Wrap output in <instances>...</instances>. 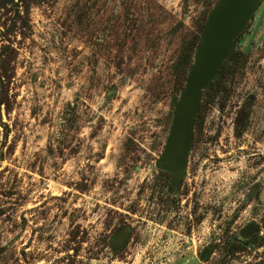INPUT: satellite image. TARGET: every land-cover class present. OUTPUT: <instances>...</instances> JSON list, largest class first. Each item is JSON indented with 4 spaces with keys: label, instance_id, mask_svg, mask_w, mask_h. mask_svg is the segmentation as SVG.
Listing matches in <instances>:
<instances>
[{
    "label": "rangeland",
    "instance_id": "obj_1",
    "mask_svg": "<svg viewBox=\"0 0 264 264\" xmlns=\"http://www.w3.org/2000/svg\"><path fill=\"white\" fill-rule=\"evenodd\" d=\"M215 2L0 0V264H264L237 249L249 222L264 237V1L178 192L157 165Z\"/></svg>",
    "mask_w": 264,
    "mask_h": 264
},
{
    "label": "water",
    "instance_id": "obj_2",
    "mask_svg": "<svg viewBox=\"0 0 264 264\" xmlns=\"http://www.w3.org/2000/svg\"><path fill=\"white\" fill-rule=\"evenodd\" d=\"M261 0H216L207 13L193 61L184 86L174 102L171 124L158 158L159 166L171 175L176 189L187 170L194 121L199 110L203 90L219 72L223 61L233 49L235 38L245 28ZM127 230L120 233L122 243Z\"/></svg>",
    "mask_w": 264,
    "mask_h": 264
},
{
    "label": "trees",
    "instance_id": "obj_3",
    "mask_svg": "<svg viewBox=\"0 0 264 264\" xmlns=\"http://www.w3.org/2000/svg\"><path fill=\"white\" fill-rule=\"evenodd\" d=\"M203 26L204 25L201 26L200 33L202 31ZM200 33L196 35L193 38V40L184 48L183 53L177 60V63L175 66L177 70V81L175 84L176 96L174 100H177V97L180 94L184 86L188 69L193 61V55H194L195 49L200 39ZM235 41L236 39L234 40L233 49L231 53L223 61L219 72L217 73L215 78L212 80V82L209 84V86H207L203 90L201 101L199 104V110L197 112V115L194 121V130H195V125L198 122V117L200 116L202 108L206 105L208 96L211 95L210 93L218 92L224 89V86L222 84L224 82V77H225L226 71L229 68V65L231 68L229 74H233L236 71L235 70L237 68L236 63L239 61V56L234 50ZM193 138H194V131H193ZM190 147H192V143ZM241 237L242 239H240L237 244L238 245L237 249H240V250H244L245 248H248L251 246H260L264 242V237L259 234L258 226L255 222H250L241 229ZM233 251H236V250H233ZM233 251L230 253L231 257L233 255L232 254ZM208 252L209 250L207 249L205 254H208Z\"/></svg>",
    "mask_w": 264,
    "mask_h": 264
},
{
    "label": "flooded vegetation",
    "instance_id": "obj_4",
    "mask_svg": "<svg viewBox=\"0 0 264 264\" xmlns=\"http://www.w3.org/2000/svg\"><path fill=\"white\" fill-rule=\"evenodd\" d=\"M261 1H264V0H261ZM261 3V2H260ZM260 5V4H259ZM259 7V6H258ZM257 10V9H256ZM255 10V11H256ZM252 16V15H251ZM251 18V17H250ZM249 21V20H248ZM244 30V29H243ZM243 30H242V32H243ZM241 32V33H242ZM240 33V34H241ZM239 34V35H240ZM238 35V36H239ZM237 36V37H238ZM237 37L235 38V39H237ZM192 143V142H191ZM191 146V145H190ZM190 149H191V147H190ZM158 158H159V156H158ZM158 158H157V165L159 166V164H158ZM187 166H188V163H187ZM160 167V166H159ZM161 168V167H160ZM162 169V168H161ZM167 172V171H166ZM186 173V172H185ZM171 176V175H170ZM184 176H185V174L183 175V178H184ZM183 178H182V180H181V182H180V184H179V186L176 188V189H173L172 188V186H171V179H170V189L173 191V192H178L179 191V188H180V185H181V183H182V181H183ZM250 223V222H249ZM247 225V224H246ZM127 230V232H125V233H128V236H127V238L125 239V240H123L122 241V243H120V242H118L117 241V237H119V235H120V233H123L124 234V230ZM130 234V232H129V227L128 226H124L123 228H121L120 230H118L113 236H112V238H111V241H110V245H111V247L113 248V249H120V248H122L123 246H125L126 245V243L128 242V239H129V235ZM207 250V249H206ZM206 250H205V252H206Z\"/></svg>",
    "mask_w": 264,
    "mask_h": 264
}]
</instances>
